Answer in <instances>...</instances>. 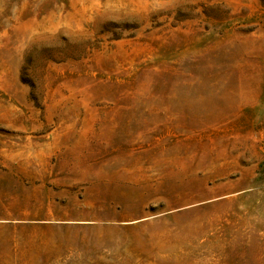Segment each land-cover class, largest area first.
<instances>
[{
	"label": "rangeland",
	"instance_id": "374dc122",
	"mask_svg": "<svg viewBox=\"0 0 264 264\" xmlns=\"http://www.w3.org/2000/svg\"><path fill=\"white\" fill-rule=\"evenodd\" d=\"M0 264H264V0H0Z\"/></svg>",
	"mask_w": 264,
	"mask_h": 264
}]
</instances>
